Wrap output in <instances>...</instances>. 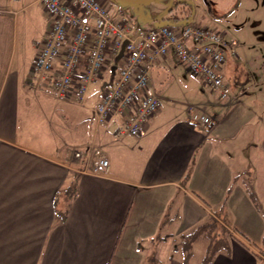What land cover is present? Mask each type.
<instances>
[{"label":"crops","instance_id":"obj_1","mask_svg":"<svg viewBox=\"0 0 264 264\" xmlns=\"http://www.w3.org/2000/svg\"><path fill=\"white\" fill-rule=\"evenodd\" d=\"M152 20L132 25L151 27ZM49 25L39 2L0 0V264H154L152 253L158 264H183L161 251L168 238L210 214L204 198L223 208L224 222L210 215L229 235V250L209 264H257L254 253L264 250V145L253 134L236 164L226 151L216 166L209 162L215 143L237 139L233 134L256 112L234 92L221 101L205 86L197 102H178L170 91L190 72L169 51L153 62L160 107L146 131L117 136L113 121L97 126L94 120L105 80L89 85L76 102L57 97L48 75L32 77L36 42ZM196 112L214 120L209 133L191 125ZM93 147L109 161L105 174L92 173Z\"/></svg>","mask_w":264,"mask_h":264},{"label":"built area","instance_id":"obj_2","mask_svg":"<svg viewBox=\"0 0 264 264\" xmlns=\"http://www.w3.org/2000/svg\"><path fill=\"white\" fill-rule=\"evenodd\" d=\"M50 19L32 65V77L48 75L49 85L59 98L84 100L92 83L105 80L94 109L97 126L113 121L115 135H142L160 107V97L152 86L151 71L158 57L172 51L219 100L227 101L230 90L223 74L235 42L206 25L192 21L151 27L127 26L117 6L100 0H35ZM122 57L115 63L122 43ZM114 63L107 64L109 56ZM115 70L112 72V67ZM108 76L105 78V73ZM195 129L209 133L215 122L196 112L191 116ZM79 156V153H76ZM92 173L101 175L109 161L99 155L91 162Z\"/></svg>","mask_w":264,"mask_h":264},{"label":"rangeland","instance_id":"obj_3","mask_svg":"<svg viewBox=\"0 0 264 264\" xmlns=\"http://www.w3.org/2000/svg\"><path fill=\"white\" fill-rule=\"evenodd\" d=\"M115 4L124 13L127 26L153 18L160 20L167 17L174 18L176 15L185 17L186 14L194 24H205L209 28L225 33L224 39L227 42L234 41V55L227 56L223 74L229 90L239 95L245 109L256 112L257 118L242 125L240 135L233 134V138L237 137V139L231 138L216 142L215 152L212 155L214 159H210L209 162L212 166H216L219 164L216 159L226 151L230 161L236 164L238 156H242L244 151L251 147L248 145L252 142L253 134H257L258 143L264 145V0H153L146 3L116 0ZM112 63H114L113 55L107 60V64ZM108 75L106 72L105 78ZM188 75L189 78L179 85L174 84L170 91L171 96L180 103L197 102L207 92L198 78L190 73ZM70 98L78 102L76 97ZM32 105L36 106V103ZM261 151V158L264 159V150ZM99 155L106 157L104 152L93 147L90 159L93 161ZM261 174L264 175V172ZM201 202L210 214L216 215L224 222L223 208L205 198ZM210 214L207 217L205 215L204 219H198L197 222L202 224L208 221L212 216ZM170 216L172 221V212ZM217 222L219 225L220 222ZM182 224L183 221L180 222V225ZM185 224H190V221L184 223L183 226H186ZM222 227H218L214 232L219 234L218 237L227 239L229 235L222 232ZM194 230L190 227L184 235L168 238V242L163 245L161 256L171 254V256L181 258L182 262L188 256L186 260L188 264H200L207 251L208 239L205 236H199L194 241H189V234ZM162 238L163 235H159L153 241L154 247L161 242ZM173 245H175L174 249Z\"/></svg>","mask_w":264,"mask_h":264},{"label":"trees","instance_id":"obj_4","mask_svg":"<svg viewBox=\"0 0 264 264\" xmlns=\"http://www.w3.org/2000/svg\"><path fill=\"white\" fill-rule=\"evenodd\" d=\"M185 13H187V11L185 10ZM174 20L177 21H181L182 22H188V16L185 14V17L182 18H173ZM154 22H158V21H169V18H162L160 20L158 19H154L152 20ZM118 60L115 59V63H117ZM187 176V175H186ZM71 188H67L65 191L67 192L68 190H70ZM72 195L70 196H75L76 192L75 189L72 190ZM56 211V209H55ZM57 214L59 215V218L61 221H63L65 219V214L63 212H60L57 210ZM218 220L211 216L209 218L208 221L198 225L195 230L189 234V241H194L195 239H197L199 236H205L208 239V244H207V251L205 256L203 257L202 261L200 264H209L212 260V258L215 256V254L217 252H219L220 250H229V244L226 238H222V237H218L219 234L215 233L214 231L216 229H218V227H222L223 224H219L218 225ZM222 232L224 233H228L227 229L225 227H222ZM234 237V236H233ZM236 238V237H234ZM237 240H239L238 238H236ZM255 257L257 259V264H264V250H260L258 253H254ZM187 258L188 256H186L183 260V264H188L187 263ZM149 262H152L154 264H158L157 263V258L155 256V253H152V255L149 256L148 259Z\"/></svg>","mask_w":264,"mask_h":264},{"label":"water","instance_id":"obj_5","mask_svg":"<svg viewBox=\"0 0 264 264\" xmlns=\"http://www.w3.org/2000/svg\"><path fill=\"white\" fill-rule=\"evenodd\" d=\"M124 1H128V2H133V3H146V2H150V1H153V0H124ZM173 21H158L156 23L157 26H161V25H166V24H171ZM126 45V41H124L121 45V49L118 53V55L116 56V60H119L122 55H123V52H124V47ZM115 70V66L112 67V72Z\"/></svg>","mask_w":264,"mask_h":264},{"label":"flooded vegetation","instance_id":"obj_6","mask_svg":"<svg viewBox=\"0 0 264 264\" xmlns=\"http://www.w3.org/2000/svg\"><path fill=\"white\" fill-rule=\"evenodd\" d=\"M179 13V12H178ZM177 16V15H176ZM173 19V18H172Z\"/></svg>","mask_w":264,"mask_h":264}]
</instances>
